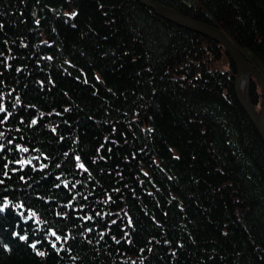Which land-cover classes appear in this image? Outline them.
I'll return each instance as SVG.
<instances>
[{
  "label": "trees",
  "instance_id": "16d2710c",
  "mask_svg": "<svg viewBox=\"0 0 264 264\" xmlns=\"http://www.w3.org/2000/svg\"><path fill=\"white\" fill-rule=\"evenodd\" d=\"M152 1L264 80V0ZM235 75L139 0H0V264H264V141Z\"/></svg>",
  "mask_w": 264,
  "mask_h": 264
},
{
  "label": "water",
  "instance_id": "95a60500",
  "mask_svg": "<svg viewBox=\"0 0 264 264\" xmlns=\"http://www.w3.org/2000/svg\"><path fill=\"white\" fill-rule=\"evenodd\" d=\"M139 1L160 16L213 39L226 49L236 69L234 85L237 98L264 141V80L261 74L245 60L238 48L216 27L194 20L152 0ZM253 78L258 81L262 92V105L258 113L254 110L249 99V88Z\"/></svg>",
  "mask_w": 264,
  "mask_h": 264
},
{
  "label": "snow or ice",
  "instance_id": "6c2138e0",
  "mask_svg": "<svg viewBox=\"0 0 264 264\" xmlns=\"http://www.w3.org/2000/svg\"><path fill=\"white\" fill-rule=\"evenodd\" d=\"M76 15H78V13H75V12L72 13V16H73V17H75ZM2 111H4V109H3L2 107H0V112H2ZM32 123L35 124L36 121L33 120ZM77 159H79V157H77ZM177 159H178V157H177ZM80 167H81V168H84V165L81 163V164H80ZM8 207H9L8 203H7V202H4L3 205L0 206V213H3V212L5 211V209L8 208ZM14 207H22V205H14ZM32 215L35 216V213H33ZM16 235H17V236L19 237V239L22 240V241H27V240H28V236H27V235H19V233H16ZM52 235H53V236H56V233H52ZM56 239L59 240L60 237L56 236ZM30 247H31L32 249L35 250V249H37V244H36V243H32V244L30 245ZM52 247L55 248L56 245L53 244ZM5 248L7 249V246H6V245H5ZM36 254H37L38 256H44V255H45V253H44V252H41V251H37Z\"/></svg>",
  "mask_w": 264,
  "mask_h": 264
},
{
  "label": "rangeland",
  "instance_id": "374dc122",
  "mask_svg": "<svg viewBox=\"0 0 264 264\" xmlns=\"http://www.w3.org/2000/svg\"><path fill=\"white\" fill-rule=\"evenodd\" d=\"M251 82H252V80H251ZM250 84H251V83H250ZM261 105H262V103L258 105L259 107H257V111H260V109H261ZM253 108H254V107H253ZM254 110H255V109H254ZM255 111H256V110H255ZM257 111H256V112H257ZM257 113H258V112H257Z\"/></svg>",
  "mask_w": 264,
  "mask_h": 264
}]
</instances>
